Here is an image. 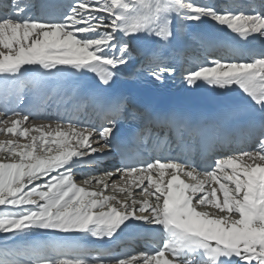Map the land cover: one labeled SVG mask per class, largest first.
Returning <instances> with one entry per match:
<instances>
[{
  "label": "snow or ice",
  "instance_id": "obj_1",
  "mask_svg": "<svg viewBox=\"0 0 264 264\" xmlns=\"http://www.w3.org/2000/svg\"><path fill=\"white\" fill-rule=\"evenodd\" d=\"M210 21L243 45L264 40V6L239 9L198 0H8L0 3V94L23 108L0 106V234L44 242L0 249V264H264V126L257 146L220 154L211 163L195 150L126 162V145L113 135L118 104L101 124L56 118L35 123L34 101L48 104L43 81L91 72L109 85L133 59L132 41L161 46L180 36L185 22ZM247 57V59H245ZM150 74L163 82L174 71L153 52ZM189 86H237L264 112V51L238 47L186 70ZM32 118V119H30ZM54 124V126H53ZM31 133H38L32 135ZM113 151L122 166L89 172ZM108 192L115 195L106 194ZM139 197V198H137ZM139 224L158 237L154 250L114 256L79 241L112 240Z\"/></svg>",
  "mask_w": 264,
  "mask_h": 264
},
{
  "label": "bare ground",
  "instance_id": "obj_2",
  "mask_svg": "<svg viewBox=\"0 0 264 264\" xmlns=\"http://www.w3.org/2000/svg\"><path fill=\"white\" fill-rule=\"evenodd\" d=\"M73 0H66L62 3L63 7L66 8L67 4H69L70 2H72ZM195 38V40L197 42H199L201 44V48L205 49L204 45L206 44L205 40L196 36H193ZM141 39H145V38H141ZM177 40V39H176ZM176 40L172 41L171 44H167V45H163L161 46L160 44H157L158 46L156 47V49L158 48V58L162 59L165 55H166V47L167 46H171L174 45L173 42H175ZM133 51V55L135 57H133V60L129 61L128 65L126 66H122L120 69L117 70L118 73H126V72H135L136 70L140 69L144 63V58H145V53L143 52H139L136 51L134 49H132ZM135 52H137V54H135ZM197 53V51H195ZM202 56L204 57H208L210 60L213 59H217L220 58V56L216 53L214 54H206L204 53V50H202L201 52ZM203 57L198 56L197 59H195V64H188V66H185L183 69L184 70H188L191 68L196 67L199 63H203ZM94 73H87L86 75H92ZM74 74H70V75H66L68 77L73 76ZM34 92L33 91H26L24 94V98H25V103L31 101L33 99ZM5 102H7L8 107L12 108V107H17L18 109L23 108L24 105L22 104H18L16 97L13 98H8L7 101H5V99H2V104H5ZM69 104V102H65V101H51L48 104H46L45 108L47 110H45L44 112L41 113L40 117L37 118L35 120V123L40 124V123H48L49 120L54 121L56 118H63V122H67V120L69 119V115H71L70 111H67L66 106ZM65 111H67V115L64 113ZM73 118V115H71ZM32 119V118H30ZM75 120V119H74ZM92 123V121H88V122H84L83 124L87 125ZM54 126V124H53ZM31 134H36V133H31ZM2 136H0V142L3 141H7L9 139H13V140H17L18 143L20 144H25L28 143L29 141L21 138V137H16V136H11L8 135L6 136L7 139L3 140ZM156 140L154 147L156 146H162L163 144L167 147V150L164 151L165 155H179L181 152H185V150H182L181 148H179L177 143L171 144V143H164L163 142V136L158 134L156 138L152 139ZM157 140H159L158 144H157ZM244 149H251V147H246ZM144 154L146 155V152H144ZM3 155V154H0ZM114 155H115V151H113L110 155L106 156V158L104 159V161L99 164V165H95V164H91V165H83L80 168L76 169V180L77 182H80L83 178V176L89 172H93V173H100L106 169H111V168H115L118 167L116 160L114 159ZM195 158L198 160V156L195 155ZM151 159V158H150ZM208 163H211L212 161H207ZM106 194L109 195H115L116 193H111L108 192ZM139 198V197H137ZM60 234H55L54 238L56 236H59ZM142 244H140V242H142ZM157 241H158V237L155 236L154 233L150 232L147 228L145 227H141L139 224L126 229L125 231L121 232L118 234L117 237L113 238L112 240H105V241H100L97 240L96 238L93 237H87L85 239H81L79 241V243L81 244L82 247L88 248V249H101V250H105V251H110L114 256H123V255H128V254H134V253H139V252H145V251H151L154 250V248L157 246ZM140 244V245H139Z\"/></svg>",
  "mask_w": 264,
  "mask_h": 264
},
{
  "label": "rangeland",
  "instance_id": "obj_3",
  "mask_svg": "<svg viewBox=\"0 0 264 264\" xmlns=\"http://www.w3.org/2000/svg\"><path fill=\"white\" fill-rule=\"evenodd\" d=\"M238 1L239 0H230V2L228 3V6H232V7L236 8V6L238 5ZM261 1H263V0H261ZM198 2L213 3V4H216L217 6L221 5L219 0H198ZM222 5L226 6L227 4H222ZM197 55H198V53L190 54L187 58V63L194 65L195 59H197V57H198ZM133 57H134V55H133ZM131 60H133V59H131ZM54 236H55V234H49V233H43L42 232V233H38V234L32 235V236L27 237V238H15L14 239L11 234H8L7 236H5L4 234H0V249H3L5 246L16 247V246H12L13 244L22 246L28 242H44V241H47L49 239L54 238ZM8 245H11V246H8Z\"/></svg>",
  "mask_w": 264,
  "mask_h": 264
}]
</instances>
